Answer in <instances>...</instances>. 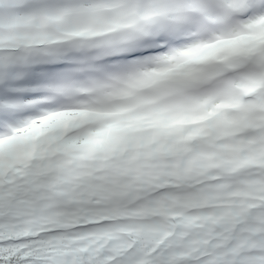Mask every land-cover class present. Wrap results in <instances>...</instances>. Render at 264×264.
I'll return each mask as SVG.
<instances>
[{"label":"snow or ice","instance_id":"6c2138e0","mask_svg":"<svg viewBox=\"0 0 264 264\" xmlns=\"http://www.w3.org/2000/svg\"><path fill=\"white\" fill-rule=\"evenodd\" d=\"M0 264H264V0H0Z\"/></svg>","mask_w":264,"mask_h":264}]
</instances>
